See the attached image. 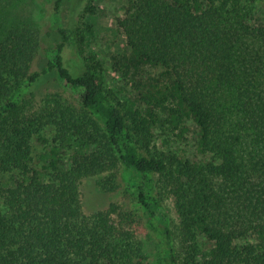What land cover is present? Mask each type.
<instances>
[{
    "label": "trees",
    "instance_id": "1",
    "mask_svg": "<svg viewBox=\"0 0 264 264\" xmlns=\"http://www.w3.org/2000/svg\"><path fill=\"white\" fill-rule=\"evenodd\" d=\"M14 2L0 0V264H151L141 218L160 264H264V26L250 23L247 0H128L119 25L133 57L174 80L134 82L139 98L127 104L82 55L83 37L82 64H67L64 28L33 71L40 31L1 22ZM51 75L64 89L39 93ZM190 121L210 161L154 149L158 126L183 137ZM36 138L48 144L43 170Z\"/></svg>",
    "mask_w": 264,
    "mask_h": 264
},
{
    "label": "rangeland",
    "instance_id": "2",
    "mask_svg": "<svg viewBox=\"0 0 264 264\" xmlns=\"http://www.w3.org/2000/svg\"><path fill=\"white\" fill-rule=\"evenodd\" d=\"M254 8L253 18L250 23L264 26V0H247ZM91 5L95 8L92 16L86 13V8ZM12 7L2 13V24L4 31L13 26H33L40 31L42 47L33 64V71H40L47 63L44 49L48 45L57 46L65 42L64 36L58 28H64L70 36V42L65 47L66 62L70 66L82 64L83 58L80 52L79 40L84 38V57L93 58L98 65V75L102 78L105 87L112 92L116 101L127 104L138 100L139 93L134 89V82L138 83H170L173 76L163 68L148 66L137 61L129 48L127 37L119 25L125 17L128 8V0H66L59 14L56 12V0H15ZM60 18V21H57ZM130 65L131 71L128 75L121 66ZM83 67V66H82ZM56 75L43 79L39 93L47 94L50 91L61 90L55 82ZM65 87V86H64ZM64 89V88H63ZM71 92L68 91L67 95ZM189 132L179 136V131H173L167 126H158L155 130L154 149L160 152L172 153L180 158L196 162H206L212 159V155H204L198 150L199 128L190 121ZM43 134L46 138L53 139L54 128L47 127ZM34 163L33 167L43 170V156L46 154L48 144L36 138L34 140ZM72 150H66L62 155L63 165L68 169L71 165ZM49 174L46 175L49 179ZM23 177L19 170L6 176V179L17 180ZM124 188L129 189L131 183L119 181ZM96 196H103L92 186ZM120 190V191H121ZM121 194V193H120ZM119 193L114 197L104 194L105 198L112 200L120 199ZM91 201L96 198L91 194ZM0 199V206H2ZM90 204V203H89ZM92 204V203H91ZM172 213V211H171ZM172 215H174L172 213ZM141 236L144 241V250L149 256L151 264H160L162 255L159 254L157 246L159 240L155 233L146 224L145 218H141ZM254 238L248 240L253 241ZM205 242V240H203ZM208 245V244H206ZM160 262V263H159Z\"/></svg>",
    "mask_w": 264,
    "mask_h": 264
}]
</instances>
